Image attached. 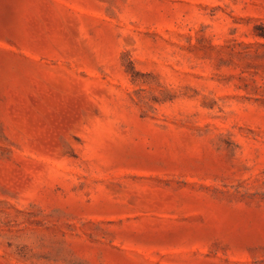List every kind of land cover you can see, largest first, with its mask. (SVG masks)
<instances>
[{
  "label": "rangeland",
  "instance_id": "1",
  "mask_svg": "<svg viewBox=\"0 0 264 264\" xmlns=\"http://www.w3.org/2000/svg\"><path fill=\"white\" fill-rule=\"evenodd\" d=\"M0 264H264V0H0Z\"/></svg>",
  "mask_w": 264,
  "mask_h": 264
}]
</instances>
